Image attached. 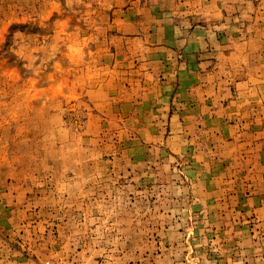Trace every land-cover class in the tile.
Returning a JSON list of instances; mask_svg holds the SVG:
<instances>
[{"label":"rangeland","instance_id":"1","mask_svg":"<svg viewBox=\"0 0 264 264\" xmlns=\"http://www.w3.org/2000/svg\"><path fill=\"white\" fill-rule=\"evenodd\" d=\"M0 264H264V0H0Z\"/></svg>","mask_w":264,"mask_h":264}]
</instances>
